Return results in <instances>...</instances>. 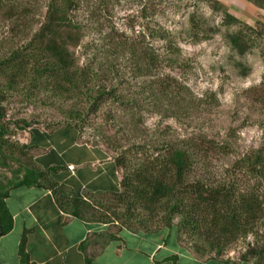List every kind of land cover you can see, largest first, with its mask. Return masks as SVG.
Wrapping results in <instances>:
<instances>
[{
  "label": "rangeland",
  "instance_id": "374dc122",
  "mask_svg": "<svg viewBox=\"0 0 264 264\" xmlns=\"http://www.w3.org/2000/svg\"><path fill=\"white\" fill-rule=\"evenodd\" d=\"M49 2L0 4V193L21 179L27 155L46 150L33 145L44 141L39 132L71 130L77 144L97 147L110 160L191 149L196 168L188 178L209 186L238 178L237 159L264 153L263 0H71L65 15L54 16L66 21L40 33ZM53 47L76 84L44 78L50 74L43 69H61ZM5 60L13 63L1 67ZM46 81L59 89L53 93ZM98 89L104 102L94 108ZM21 146L30 147L25 156ZM115 169L120 180L125 169ZM93 197L88 202L101 213L86 209L83 220L122 214L111 196ZM146 211L131 210L128 231L156 234L204 261L264 264V207L251 233L220 241L218 254L182 233L178 217L164 223L165 213ZM116 220L109 235L126 225Z\"/></svg>",
  "mask_w": 264,
  "mask_h": 264
},
{
  "label": "trees",
  "instance_id": "16d2710c",
  "mask_svg": "<svg viewBox=\"0 0 264 264\" xmlns=\"http://www.w3.org/2000/svg\"><path fill=\"white\" fill-rule=\"evenodd\" d=\"M7 1L12 0H0V4ZM67 4L72 6L71 0H50L46 6L44 21L39 27L40 33L47 30V27L55 21H61V23L66 21L65 17L55 20L54 16L56 14L65 15L63 9L68 7ZM41 36L44 37L42 34ZM49 51L56 56L57 64L61 69L58 68V71L56 67H47L46 70L43 69V72L45 71V74L49 70L50 76L43 77L54 78L57 82L66 80L67 84L71 83L70 85L76 84L70 80V73L69 77H66L64 61L57 48L53 47ZM12 63V60H5L1 67ZM71 77L73 78V75ZM77 80H79L78 77ZM46 83L47 87H53L52 91L55 93L54 88H58L57 84L49 85L48 81ZM102 95H104V91L98 89L92 101V107L96 108L104 102ZM26 126L25 123L24 127ZM2 135L0 126V148ZM20 149L25 156V151L30 147L21 146ZM258 153L255 156L244 155L234 161L232 166L235 171L232 172L239 179L232 177L218 181L213 186L199 180L200 177L188 178L191 170L196 168V165L193 164L195 156L191 149L169 147L163 148L161 152L153 150L149 155L140 154L138 157H133V162H130L131 160L125 155H119L112 160L113 164L115 168H124L125 172L118 182L119 190L108 196L122 205L120 218L117 216L110 220H104L99 219V216L102 215L99 214L97 219L84 220L116 225V219L119 220L123 217L126 225L121 223L127 229V226L131 224L130 221L135 219L131 212L135 207L143 209V211L147 210L148 216H153L158 212L165 213L162 222L169 223L174 217H178L182 233L195 234L207 245L209 250H215L218 254L220 241L235 240L251 233L253 226L258 224L262 214L264 207V153H259L260 155ZM132 154L134 155V153ZM0 156H2L1 150ZM26 161L25 164H22L21 179L17 180L9 189L21 186L47 189L60 209L70 207L71 215L80 219L83 217L82 211H86V209L87 212L95 209L96 213H101L100 206L91 205L88 200L69 198V194L65 192L63 186L56 184L50 178L51 172L54 171L52 167L42 170L32 162V157H28V155ZM237 181L240 182V187L237 186ZM9 189L0 193V236L6 234L11 228V218L3 202ZM141 222V220L137 221L138 224ZM121 227L119 226V228ZM179 228H177V232ZM111 238L112 236L109 237L110 240ZM23 244L22 236L17 249L21 264L26 261Z\"/></svg>",
  "mask_w": 264,
  "mask_h": 264
},
{
  "label": "crops",
  "instance_id": "0c3cea01",
  "mask_svg": "<svg viewBox=\"0 0 264 264\" xmlns=\"http://www.w3.org/2000/svg\"><path fill=\"white\" fill-rule=\"evenodd\" d=\"M39 133L38 139L44 141L33 145L46 150L35 153L33 161L42 170L54 169L50 178L63 186L69 198L91 200L93 195L119 190L113 161L97 147L77 144L75 133L68 129ZM69 165L72 172L67 170ZM3 202L11 228L0 236V264H21L17 249L22 236L23 264H221L186 256L166 238L156 240L153 233L121 227L109 235L107 224L75 217L70 207L60 209L47 189L11 188Z\"/></svg>",
  "mask_w": 264,
  "mask_h": 264
}]
</instances>
